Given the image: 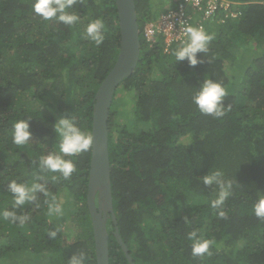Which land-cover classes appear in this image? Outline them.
<instances>
[{"label": "trees", "instance_id": "1", "mask_svg": "<svg viewBox=\"0 0 264 264\" xmlns=\"http://www.w3.org/2000/svg\"><path fill=\"white\" fill-rule=\"evenodd\" d=\"M234 1L242 16L210 29L208 50L198 54L204 62L192 67L176 60L177 47L166 51L161 36L153 44L144 37L156 5L165 4L135 0L141 54L115 93L109 119L113 206L135 264H264V218L254 212L264 197V0ZM33 2L0 0V264H68L81 252L84 264H97L87 205L92 147L65 157L76 166L68 180L42 171L39 159L58 152L54 124L61 116L92 135L95 96L120 51L116 0H77L69 11L80 20L72 26L41 19ZM95 19L106 29L100 45L84 35ZM206 78L227 90L222 117L193 103ZM22 119L30 120L32 138L17 146L12 132ZM209 171L233 182L222 209L210 203L217 186L201 178ZM13 180L42 183L50 195L37 193L15 208ZM52 197L68 210L65 220L49 217ZM4 210L28 219L13 224ZM58 226L53 239L48 233ZM193 231L212 242L203 256L192 254ZM108 232L109 264H130L112 219Z\"/></svg>", "mask_w": 264, "mask_h": 264}, {"label": "clouds", "instance_id": "2", "mask_svg": "<svg viewBox=\"0 0 264 264\" xmlns=\"http://www.w3.org/2000/svg\"><path fill=\"white\" fill-rule=\"evenodd\" d=\"M76 3L77 0H34L32 9L43 20L55 19L64 25L72 26L80 20V16L75 11H69L73 9ZM105 31L104 22L100 19H95L88 23L84 35L88 40L100 45L105 40ZM182 37L179 46L173 52L176 60L178 62L187 60L192 67L203 63L204 61L198 57V54L207 52L209 42L213 37L205 32L202 27H196L191 24L182 25ZM226 95L227 90L221 83L206 78L192 97V100L201 113L219 118L224 116L226 112L223 103ZM54 131L59 137L58 152H50L41 156L39 168L44 172H59L63 179L68 180L76 170V166L72 160L65 157L88 151L93 145V136L90 133L83 132L76 125L74 118L68 116L58 118L54 124ZM12 138L13 143L17 146L27 145L32 138L30 120L22 119L15 122ZM201 178L204 185L217 186V198L211 200L210 203L212 208L222 209L225 200L231 194L233 182L224 180L220 171H209ZM53 179L55 180L56 177H53ZM8 191L13 197V207L15 208L25 205L26 202L36 200L37 193H42L46 197L50 195L49 189L42 183H32L29 186L26 183H20L15 180L9 183ZM46 203L49 208V217L63 215L62 205L57 202L55 197L47 200ZM254 212L257 217L264 218V197L255 203ZM218 214L222 218L226 215L223 210L219 211ZM2 218L6 221L10 220L13 224L19 222L20 226H23L28 219L27 216L17 215L16 212L8 210L2 212ZM60 231L61 228L58 226L50 230L48 234L55 239ZM189 240L192 242L193 256H203L208 253L212 243L199 235L197 231L189 234ZM85 258V253L83 252L74 254L69 259L68 264H84Z\"/></svg>", "mask_w": 264, "mask_h": 264}, {"label": "water", "instance_id": "3", "mask_svg": "<svg viewBox=\"0 0 264 264\" xmlns=\"http://www.w3.org/2000/svg\"><path fill=\"white\" fill-rule=\"evenodd\" d=\"M119 26L120 51L118 59L100 85L95 96L93 113V145L90 163L87 205L92 218L97 264H109L110 250L108 221L115 225L114 235L130 264H135L128 253L119 230L113 206L112 165L109 154V119L115 93L119 85L135 72L141 54L140 26L135 0H116Z\"/></svg>", "mask_w": 264, "mask_h": 264}, {"label": "built area", "instance_id": "4", "mask_svg": "<svg viewBox=\"0 0 264 264\" xmlns=\"http://www.w3.org/2000/svg\"><path fill=\"white\" fill-rule=\"evenodd\" d=\"M242 4L234 0H178L173 9L160 15L158 21L149 20L144 26V37L150 44L161 36L166 51L178 47L182 25L191 24L209 32L215 25L236 21L242 16Z\"/></svg>", "mask_w": 264, "mask_h": 264}, {"label": "rangeland", "instance_id": "5", "mask_svg": "<svg viewBox=\"0 0 264 264\" xmlns=\"http://www.w3.org/2000/svg\"><path fill=\"white\" fill-rule=\"evenodd\" d=\"M157 1L159 2L160 0H157ZM161 2L163 4H165V5H159V4L156 5V7H155V15H154V19H153L154 21H158L159 17L162 14L163 11H168L171 8L172 4L173 5L176 4V0H161ZM152 3H155L154 0H152ZM220 26H223V25H220ZM62 201H64V198H63ZM62 203L63 202H61V204ZM62 208H63V215L59 216L58 218H61L62 220H65V218H67L66 216H67L68 210L65 207H63V206H62ZM65 225H67V223H65Z\"/></svg>", "mask_w": 264, "mask_h": 264}]
</instances>
